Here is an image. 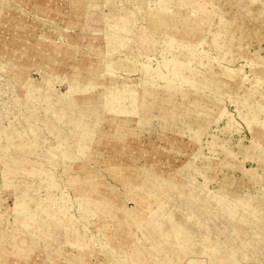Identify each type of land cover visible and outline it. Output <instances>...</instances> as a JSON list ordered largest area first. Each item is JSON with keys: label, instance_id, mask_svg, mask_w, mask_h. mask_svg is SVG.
<instances>
[{"label": "rangeland", "instance_id": "1", "mask_svg": "<svg viewBox=\"0 0 264 264\" xmlns=\"http://www.w3.org/2000/svg\"><path fill=\"white\" fill-rule=\"evenodd\" d=\"M122 1L125 10L115 14L102 0L100 8L85 5L82 27L69 24L74 15L64 0L0 4V264H129L118 256L130 251L139 254V264H225L224 247L238 264H264V0H257L259 5L193 0L200 10L184 27L177 15L167 16V27L154 21L164 6L159 0H118L115 7L122 8ZM139 2L151 9L139 10ZM218 9L223 20H231L229 31L224 26L215 32L219 45L235 44L236 15H244L253 31L230 62L210 46L208 30L216 26L212 16ZM88 10L92 17L99 12L97 22L85 20ZM112 30L123 44L110 58L120 65L113 68L117 72L104 69L106 32ZM149 32L156 49L144 41ZM170 37L180 39L176 48L171 40L169 47L163 44ZM201 41L215 66L232 69L234 76L228 78L233 84L215 95L199 77L194 84L176 77L180 68L183 75L196 70L201 76L207 69L168 54L181 49V55L180 45L194 48ZM74 65L82 70L74 81L77 91L69 89ZM147 67L157 84L196 90L208 104L172 111L149 97L145 105L135 94ZM158 69L163 78L156 77ZM89 75L97 81L86 90ZM89 100L101 102L97 124L107 138H99L95 126L78 137L85 114L94 117ZM42 119L48 127H62L65 136L46 124L41 128ZM15 126L22 132L11 138L7 133ZM110 134L116 140L108 139ZM76 137L85 146H71L73 156H64L61 151ZM9 152L21 162L1 161ZM49 181L57 183L52 190L43 186ZM49 193L67 211L64 227L45 205ZM17 223L28 230L16 229ZM71 224L75 230L66 228ZM35 236L39 243L30 241ZM192 246L200 247L199 254H190ZM22 248H29L31 257L16 253ZM178 251L186 255L171 260Z\"/></svg>", "mask_w": 264, "mask_h": 264}, {"label": "bare ground", "instance_id": "2", "mask_svg": "<svg viewBox=\"0 0 264 264\" xmlns=\"http://www.w3.org/2000/svg\"><path fill=\"white\" fill-rule=\"evenodd\" d=\"M64 1H65L64 2L65 4L68 2L67 4L70 5V11H71L70 13L72 15H74V18L73 17L72 18L70 17L71 20L72 19L73 20L70 21L69 24H72V25L73 24H78L79 25L80 18H81V14L80 13H82V7H85V5H88L89 4V8H98V7L100 8V4H101V0H64ZM102 1L105 2L107 4V6L110 7V9H111V11L109 12L110 14H113V13L115 14V13H117L120 10H125V8H126V6L124 5L123 1L121 3V4L124 5L122 8L115 7L114 4L116 2H118V0H102ZM230 1L233 2V3H236L238 0H230ZM246 1L247 0L243 1L241 4H246ZM248 1H250L252 4H253V2H255L256 5H259V3H258L257 0H248ZM54 2H56V1H54ZM158 2H159V4H164V6H162V9H157L155 11L154 21H157L158 24H160L163 27H167L169 25V20H167V16H173V15H177L179 17L180 22L182 23V27H184V26H186V24L191 19H193V18L195 19L196 10L197 9L200 10V8L197 5H195L196 3L193 0H159ZM212 2H213V4H215V0H212ZM57 3H58V1H57ZM0 4H7V0H4V1L3 0H0ZM43 4H44V2H43ZM147 4L146 3H143V2H139L138 5L137 4L136 5L138 6V9L139 10L145 11L147 9V7L149 9H151L150 5H147ZM185 4L187 5V7L189 9H187V11L185 13H183L182 6H185ZM3 8H4V6H1L0 7V10H2ZM25 8H27V6ZM260 8L261 7L258 6V8H255V10H258L259 11ZM43 9H44V7H43ZM132 10L133 9H131L130 13L132 12ZM169 10H170V12H169ZM54 11H57L58 12V8H56ZM17 14H18V12H17ZM209 15H211V14L209 13ZM214 16L217 17V18H215L216 21L214 22V24H216V26L214 27V25H212V27L209 28V30H208L209 31V34L211 33L213 35V40H212V43L210 44V46H213V49H216L215 47H219V50H221L222 52H224V53H222L224 55H221V61L223 60L225 62H230V60L234 57V55L237 54L240 51V48L243 46V44H244L243 40H246V38L248 36L252 35L253 31L250 32V28L249 29L246 28L247 27V24H246L247 20H246V18H245L244 15H242V14L236 15V20H237L238 24L234 27L235 30H231V32H232V34L234 36H236V39L238 41L236 40L235 44L234 45H231V46L219 45L220 43L218 41H220L221 39L219 40L217 38V36H216L217 33H215V32H218V30L221 31L222 30L221 27H224V26H226L228 28L227 30L229 31L231 29L229 27V24L231 23V20L228 19V18H224V20H223V17L224 16H222V13H221V11L219 9L216 12H214V15L212 16L213 19H214ZM55 17H57V16H55ZM24 18L26 19V17H24ZM88 18L90 20H94L95 22H97L98 19L100 18L99 17V12H98V14L95 17H92V15L89 14V10H88L85 20H87ZM82 19H83V17H82ZM204 19H206V20L208 19L207 12L204 13ZM149 22H150V20H149ZM82 25H85V24H82ZM82 25L81 26L79 25V26L82 27ZM157 28H159V26H157ZM51 29H53V28H51ZM179 31H181V30L178 29L177 32H179ZM116 32L117 31H115V30L114 31L112 30V31H107L106 32V35H107L106 36V40H107L106 41V43H107L106 46H107V50L109 51V53H107V55L105 56L107 58L106 61H105V64L106 63H108V64H106V67L104 69L109 70V71H112V72H117L115 69L118 68L120 65L115 64L116 61L110 60V58L115 56V54H114L115 51H118L119 50L117 48L118 46L119 47L120 46H123V44L121 43V40L122 39L120 38V36ZM170 40H171V46H172V48H176L177 47L176 45L179 44V40L180 39L178 37H176V38L170 37L169 39H166V42L163 43V44H165V46L167 45L169 47V44H170L169 41ZM144 41L150 43L151 46L154 49L158 48L157 44H155L154 33H150V32L147 33L146 38H145ZM201 43H203V42L201 41L200 44ZM200 44L195 45L194 48L187 47L186 45H180V48H182L183 46L185 47V49L182 50L181 55H179L181 49H179V52H177L176 55L173 54L172 51H171V53H169L167 51V49H166V51L168 52V54H170L172 57H174L176 59L185 60V63L184 64H189V65L190 64H193L196 67L198 66V64H200V66H203L205 69H207L208 71L207 72H204L206 74H203L201 76V74L198 73V71H196V70L191 71L189 73V75H183L182 74V71H181V68H180V69H177L176 77H177V79L180 82H188V83H192V84H194V81L196 80V78L199 77V78H201V80L203 82L204 89L212 90L214 92V95H215V91H218V93H219L222 88L228 87V85H232L233 84L231 81H228V78L229 79H232L234 77L232 75L233 74L232 73V69H229L226 66L225 67H223V66L222 67H220V66L219 67L218 66L216 67L215 64L213 63L212 59H211V56L205 54L207 52V49H209V47L206 44H204V43H203V45H200ZM196 46H201V48H203V49H196L197 48ZM162 47L163 46L161 45L160 52H163V50H164ZM125 48L128 49V46H125ZM190 51L192 53H191V55H189L187 57V54ZM232 51H233V56H232ZM182 55H185L186 57L183 58V59H181L182 58ZM215 56H217V55H215ZM217 59L220 62V60H219L218 57H217ZM220 63H222V62H220ZM103 65H104V63H103ZM112 65H114V66H112ZM113 68H115V69H113ZM149 70H150V67L142 68L141 77H140V88H139L140 91H139V95H138V93H137V95L135 94V97L137 96V98H139V100H142L145 105L149 106V104H147L149 97L152 98L153 102L154 101H158L159 98H160L161 99V102H158V103H162L163 102V103L168 104V107L172 111L178 110L179 108H177V107H180V105H181L182 108L189 110V108L190 107L193 108L194 105H197L198 107H201L202 108L203 105L208 104V101L205 100L207 98H205L204 94L203 93H199L196 90L194 91V90H189V89H186V88H183V87H176V86L173 85L174 83H171V82H168V81H166L165 84H163V85L159 84L160 82L157 84L158 81L155 82V80H157V79L154 80V77H149L150 76ZM158 71L159 72H157L158 75H156V77L157 78H163L162 77L161 69H158ZM81 72H82L81 68L77 67V65H74L72 71L69 74V76H70L69 77V81H70L69 89L71 91H77V90H75V89H77V87L74 86L75 85V82L74 81H76V78L78 76H80V73ZM85 78H86L85 88H86V90H89L90 87H93V85L96 84L97 78H96V76H91V75H89L88 77H85ZM175 85H177V83ZM100 103L101 102L94 101V100L86 101V104H88V106L90 107L89 108L90 110H88V111H92L94 113V115H93L94 117H92V118L91 117H88L84 113L85 114L84 117L86 118V121H84L82 123V125L80 124L79 129H77L78 130L77 133H79L78 137L80 135H82V132H84L85 134L92 133L90 131H94L93 128L95 126V127H97V132L99 134V138L100 137H102V139L103 138H107L105 136V134H104L105 131L104 130L102 131L100 129V128H102L103 124L102 123L101 124H97L98 120L100 119V117L102 115L101 114L102 106L100 105ZM153 105H156V104H153ZM49 107L53 110L54 107H55V102L52 101L51 102V105ZM141 115H142V113L140 112V117L138 116V118H139L140 121H141V118H142ZM213 115H209V117L207 119L212 118ZM184 120H185V118H183V121ZM191 120H192V118H191ZM62 122H65V121L63 120ZM19 124L20 125H23L22 123H19ZM43 124H46L44 128H49V129H54V130L55 129L56 130L58 129V131L60 133L62 132V130H61L62 127H60V126H57V127L56 126H54V127H48L47 120H44V119L41 120V123H40V127L41 128H43V126H44ZM109 127L112 128V129L110 128L111 130H114L112 124H110ZM25 130H27V129H25ZM72 130H74V128ZM29 131L33 132L34 130H29ZM21 132L22 131L16 129V126H15L14 127V130L8 131L7 135L8 136H11V138H16L17 135L21 134ZM34 132L36 133L37 131H34ZM37 134H38V137L39 138H44V137H42L41 133H38L37 132ZM113 134L117 135L116 132H113ZM110 135L111 136L108 139H110V140H116V137L114 135H112V134H110ZM64 136H65V134L64 133H61V137H64ZM78 137H76L74 139V141H73V144L74 145L72 143H70V144L67 145L66 148H64L63 151H61L64 156H73V155H71V154L68 153V150L71 148V146H76V147L78 146L77 147L78 150L83 149L82 147H84L85 145L82 142L78 141ZM0 144H1V142H0ZM22 144H24V146H26L27 145V142H24ZM110 144H112V143H110ZM2 158H3L4 161H7V162L13 161L16 164H18V163L21 162V159L18 158V157H16V156L14 157V155L12 154V152H9L7 154L6 153H3V155H1V161H3ZM7 169H9V168H7ZM5 171H7V170H5ZM49 179L51 180V178H49ZM53 181H54V179H52V182ZM50 182L51 181H49V182H47V183H45L43 185L48 190L54 189L56 187V184H57V183L56 184L55 183L52 184V182L51 183ZM86 186H87V188L90 187V189H92V187L90 186V184H86ZM45 200H47V203H45V205H48L49 208L52 209L51 212H53V214H54V216H55V218H56V220L58 222L57 225L64 227V224H65V221L64 220H65V218H69V217H66L67 215L65 216V214H66L67 211L65 212V210L61 209L59 205L56 206V203H55L56 201H55V199H54V197H53V195L51 193H49L47 195V197H46ZM116 222L120 223V220L118 219ZM54 223L56 224V221H54ZM74 225L75 224H71L70 226H67L66 228L69 227L68 229L69 230H72V229H74ZM15 228L18 229V230L19 229L28 230V229H26V226H24V227L23 226H19V223H17V225L15 226ZM67 232H68V230L65 229V236H66L67 239H69ZM30 238H31L30 239L31 242L39 243V238L37 236H35V238H33V237H30ZM13 239L14 240H17L16 237H14ZM66 241H68V240H66ZM75 242H76V240H75ZM78 242H79V239L77 240V243H74V244H78ZM27 243L29 244L30 242L27 241ZM220 250H221V248H220ZM222 250L223 251H220V252L223 253V254L221 253L222 254L221 258H224L225 259V261H224L225 264H238V262L235 260V258L233 256L232 250L230 248L224 247ZM21 252H22V255H25L26 254V258L31 257L29 248H22L21 250H16V253H18V254H20ZM189 252H190V254H197V253L199 254L200 247H196V246L193 247L192 246L190 248ZM134 253H135V251H130V253H128L127 255H124L122 257L118 256V258H119V260L121 258H123L124 259V263L127 262L129 264H139L140 259H138V257H137L139 254L137 255V254H134ZM177 254L178 255L172 257L171 260L180 259V258H182L183 256L186 255V253H184V251H178ZM190 254H189V258H190ZM217 256L220 257V255H217ZM162 264H164V263H162Z\"/></svg>", "mask_w": 264, "mask_h": 264}]
</instances>
